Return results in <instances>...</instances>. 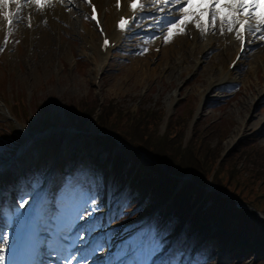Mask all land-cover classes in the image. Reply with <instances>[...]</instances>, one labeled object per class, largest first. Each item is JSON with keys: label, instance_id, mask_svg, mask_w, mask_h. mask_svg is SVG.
<instances>
[{"label": "rangeland", "instance_id": "rangeland-1", "mask_svg": "<svg viewBox=\"0 0 264 264\" xmlns=\"http://www.w3.org/2000/svg\"><path fill=\"white\" fill-rule=\"evenodd\" d=\"M78 1L80 2V0H73V4H68V8H66L73 12L74 27L69 25L70 19L67 20L65 16H62V13L57 20L51 16L42 17L50 22L45 23L38 20L37 23H32L30 21L31 26L29 27L27 26L29 14L27 15L25 10L19 15L24 19H20L19 22L14 21V31L9 36V43L0 52V126L10 129L9 123L17 122L16 127L20 132L31 139L37 132L31 133L30 128H35L39 105L45 104L52 112L62 113L64 106L72 104L71 101L76 103L79 100L90 99L92 102H96V109L91 115L92 120L100 112L101 107L106 106L109 101L119 108L121 107L125 113L129 112L132 116L144 105L155 110L163 109L164 118L158 129V133L163 134L168 116L175 113L174 117L185 114L183 111L185 107L188 108V112H191L193 105L192 118L188 119L183 128L185 120L181 122V119L179 121L174 119L172 122V127L182 128V145L185 146L188 143L192 146L199 145L201 149L208 148L211 153L201 150L208 154L207 157L202 156L206 162L213 165V168L226 169L232 164L239 177L244 179L237 187L242 192L241 200L257 203L260 207L258 209L262 212L264 210V171L262 170L264 167L258 169L260 173L258 175L247 172L255 169L258 165H250L249 160L242 156L244 152L240 151L238 145L244 139L251 137L255 142L251 140V145L247 146L246 149L259 148L264 151V67L261 65L257 69H252L253 66L257 65H251L249 57L255 51L257 53L264 51V47L255 49L251 53L248 49L246 57L240 60L239 65L233 70L229 78L211 92L205 79L207 78L209 63L212 62V57L215 56L216 52L211 53L207 58L205 57L206 59H204V54L196 55L198 61H204L200 65L195 64L193 56L190 60V67H193L188 72L184 70L187 66L186 62H183L182 55H179L180 66L176 68L178 70H175L176 72L172 76H169L165 69L167 64L164 63V52L166 49H171L173 45L164 43L160 39L164 35L163 33L157 32L159 34L148 35L149 30L152 29L148 25L151 19H143L141 23L134 24L126 32L136 33L135 35L132 34L131 38H127L131 41L130 47H126L127 45L125 46L123 43L122 47H118L114 52L109 53L100 71L101 56L98 53L100 33L101 31L111 33L116 18L111 15L110 11L115 1L92 0L99 11L101 29L95 27L86 18L85 13L88 8L84 4H82L81 17L80 19L77 18ZM30 16L32 15L30 14ZM0 31V42H2L1 28ZM186 35L190 39L193 34L187 33ZM218 41L219 39L216 40L217 43ZM156 42L158 43L156 44ZM255 42L256 40L250 42L249 45ZM87 44L93 48H88ZM233 48L235 50V46ZM234 50H230L229 56L224 58L221 64L222 68L231 59ZM205 68H207L206 71H204ZM183 70L186 72L182 74ZM249 70L250 72H248ZM217 72L219 76L221 71ZM217 75L215 78H218ZM255 89H259V93H256ZM23 97L29 114L18 119L11 111L9 112V108L16 100L19 101ZM196 114L203 119L199 125L194 124L193 121ZM252 115L259 118V123L258 121L253 124L251 122V125L248 126ZM53 123L56 124L52 128L53 132L57 129L62 131V128H66L67 131H71L70 135H74L73 125L63 115L62 119L57 122L50 120L49 126ZM193 125H196V130L192 128ZM42 128V125L37 127L40 130ZM46 134L47 132L39 133L36 139L38 136H46ZM34 141L35 138L31 140V143ZM77 143L75 141L64 143L61 150V162L64 165L62 171L64 174L66 173L64 178H68L67 185L72 182L70 179L72 168L73 170L76 169V173L83 171L87 174V181L90 180L91 185L96 180L94 191L88 192V188H86L85 190L82 189L84 192L81 193H86L91 199H95L96 205L101 204L102 214L110 211L113 215L105 226L97 229L107 231L100 236L102 238L101 243L113 244L117 250L124 249L121 246L123 239L132 236L137 240L138 246L145 242L142 248L144 252L141 253L143 256L146 250L154 244H159V246L165 244L164 247H166L179 238L177 237L173 241L167 239V225H162L156 221L155 213L145 216L143 213H145L146 207H138L137 210L128 212L131 205L138 203L134 201L136 193L128 192V187L121 191L110 187L105 172L100 167L93 165L92 157L101 148L94 146L95 148H91V152H87L90 156L76 160L75 163L81 165V168H75L74 165L72 167V163L67 160V157L72 152L74 144ZM121 147L115 150H122ZM4 153L2 148L0 150V162L6 160ZM22 158L25 157L22 156ZM98 158L99 162L106 157L104 153L100 152ZM12 164L6 162V172L7 168L12 169ZM34 167L35 165L30 164L28 170H34ZM225 196L229 197L228 195ZM89 197L85 199H89ZM237 206L242 207L243 205L237 204ZM261 212H256L259 218L262 217ZM187 235L188 233H182L180 235L181 241L190 242L192 238H188ZM193 243L194 240L181 252L180 263L196 264L193 256L204 257L201 253L196 252L201 244L194 245ZM94 248L99 250L96 245ZM203 248L212 250L209 244H205ZM232 252L233 250L230 252L222 250L216 254L209 252L203 262L199 264H233L234 259L229 257ZM241 259H236L235 263L245 264L246 262ZM99 262H102L101 258Z\"/></svg>", "mask_w": 264, "mask_h": 264}, {"label": "trees", "instance_id": "trees-1", "mask_svg": "<svg viewBox=\"0 0 264 264\" xmlns=\"http://www.w3.org/2000/svg\"><path fill=\"white\" fill-rule=\"evenodd\" d=\"M71 103L64 106L63 116L79 131L75 137L79 144L73 157L88 156L87 147L91 145L100 147V152L106 157L100 164L106 169L107 178L119 188L129 186L131 191L137 192L136 201L139 205L143 203L146 214L159 208L156 218L160 224L169 225L170 221L175 232L187 228L198 241L209 240L213 254L222 249L233 250L230 256L234 259L233 264H237L235 260L242 255H245L242 259L245 264H264V210L261 212L253 201L241 200L242 192L237 187L244 179L239 177L232 164L229 168L220 169L206 162L202 155L207 157L208 154L202 151L211 153L208 148L201 149L199 145L188 143L182 145V128L193 115V105L191 112L185 107V114L168 116L165 132L159 134L163 109L155 110L144 105L132 116L109 101L92 120L95 101L84 99ZM9 109L18 119L29 114L24 97L16 100ZM36 117L35 128L42 125V129H46L50 120L57 122L60 115L41 104ZM174 119L185 120L182 128L172 127ZM201 120L200 117L194 124L199 125ZM9 124L10 129L0 126V146L7 143L10 147L11 141L15 149L24 138ZM195 126H192L194 130L197 129ZM91 128L95 133L86 134L92 131ZM65 137L63 132L58 135L51 133L37 141L27 156L44 164L55 156ZM251 140L255 142L250 137L240 142L238 147L250 165H258L247 172L258 175V169L264 167V151L259 148L247 150ZM118 147L122 150H115ZM143 154L146 158L142 157ZM185 175L190 180H181ZM211 185L213 189H209ZM237 204L243 206L238 207ZM256 212H261L262 217L259 218Z\"/></svg>", "mask_w": 264, "mask_h": 264}, {"label": "snow or ice", "instance_id": "snow-or-ice-1", "mask_svg": "<svg viewBox=\"0 0 264 264\" xmlns=\"http://www.w3.org/2000/svg\"><path fill=\"white\" fill-rule=\"evenodd\" d=\"M63 2V0H59ZM85 2L90 3V0H85ZM15 4V12L9 10V5ZM32 4L35 6V11H42L45 7H51L52 0H0V8L4 9L3 18L7 22L8 35H6L2 42H0V52L9 43V36L14 31V19L19 22L21 17L19 13L22 9L28 5ZM179 5L177 11L180 15H173L171 20L168 21L166 25V35L164 37V42H170L175 35H183L189 24L194 25L195 28L199 29L201 35H206L210 30H214L217 25V21L220 23L219 31L223 35L224 25L228 26V32H235L238 39L242 40L241 51L244 50L243 47V33L247 32L250 35H258L259 40H264V11H261L262 5H264V0H148V3L142 2V0H131L129 7L134 11H144L150 6L159 5ZM119 6V0L118 4ZM159 11H163V8H159ZM93 11L95 8L93 6ZM95 19V16L86 17ZM136 17L132 18H122L118 27L122 31H127L132 21ZM29 23L27 26H31L30 20L31 16H28ZM98 22V21H97ZM46 23V21H45ZM109 41L105 39L104 46L107 47ZM147 51V49H144ZM239 60L240 57L238 56ZM233 67L235 62H233ZM26 201L21 200L20 207L25 206ZM96 210L95 199H82L80 204L72 210L71 220L68 223V227H75V221L85 218V215H91V211ZM93 227L81 228L75 232L74 235H69L68 239L73 243L69 245L68 248L63 249L67 253L65 259L68 260L72 257L73 253L71 248L75 243L79 242L83 238V233L92 232ZM5 243L7 241L5 240ZM131 245V251L136 253L135 241L130 240L128 242ZM104 245L98 240L96 242V248H102ZM2 250V249H0ZM160 250L159 244H154L151 248L146 250L142 258H137L129 261L122 262V264H152L151 257L154 256ZM129 249H123V254L127 255ZM5 257L0 255V262L4 261ZM170 264H178L177 261L173 260ZM199 264V262H197Z\"/></svg>", "mask_w": 264, "mask_h": 264}, {"label": "bare ground", "instance_id": "bare-ground-1", "mask_svg": "<svg viewBox=\"0 0 264 264\" xmlns=\"http://www.w3.org/2000/svg\"><path fill=\"white\" fill-rule=\"evenodd\" d=\"M72 1L73 0H67V2H66V0H63V2L61 3V2H59V0H52L53 6L45 7L42 11H35L34 10L35 6L32 4H28L22 9L21 12H23L25 10H26V14H28L30 12V14L34 17V19H33V17L31 18L32 23H37L38 20H42L43 22H45V21L50 22L48 20L43 19L42 17H44V16H51L54 20L55 19L57 20L59 15L62 13V16H65L67 18V20H68V18L70 19L69 25H72V27H74L75 22H74V18H73V12H70L66 9V8H68V4H73ZM121 1H122V5H123V7L121 8V11L117 10L115 2H114L113 8L110 11L111 15H114L116 17L114 25H113L112 30H111V38L116 42V44H117L118 40L121 38L120 36L123 34V32L121 30L117 29V26L115 24L116 21L119 19V17L121 15H125L126 17H129L132 13H134V11H130L129 9H128V12H126V13L123 11V9L125 7V3L128 6L129 2L131 0H121ZM142 2L147 4L148 0H142ZM78 3H77L78 11H77V13L76 12L75 13L77 14V18L80 19L81 11L83 9L82 8L83 5H82L81 1L80 2L78 1ZM12 6L13 7L11 8V10L13 11L16 8V5L12 4ZM178 7H179V5L174 6L172 4L164 6L163 9L169 11L166 16L160 15V13L162 11L157 10L158 16L155 20H158L160 22H159V25L155 28L156 32L162 33L164 31H166V25H167L168 21L171 20L172 16L173 15H180V13L177 11ZM65 12L67 14H64ZM75 13H74V16H75ZM21 19H24V18L21 17ZM25 21H27V20H25ZM27 22H29V21H27ZM1 27H3V9L2 8H0V28ZM219 28L220 27H219V23H218L214 30H210L206 35H201V32L199 29L195 28L194 25L189 24L187 26L185 34L175 35L174 38L170 42H168L169 45H173V46L171 47V49H166L164 52V59H165L164 63L167 64L165 69L168 72L169 76H172L173 73L176 72L175 70H178L176 68H178V66H180L179 55H182L183 62L184 61L186 62L187 66L184 70H186L188 72L191 69V67H193V66L190 67V63H191L190 60H192L191 58H193V56L195 59V64L200 65V63L204 62V61H201V62L198 61L196 55L204 54V59H206L207 56H209L211 53L216 52L215 56L212 57V62L209 63L208 70H207V68L204 69V71L207 70V73H206L207 78L205 79L206 84H207V86L210 87L211 92H212L213 90L216 89L217 86H219L222 82H224L227 78H229V76L231 75V72H228L227 67L229 65L228 63L231 62V59L228 60V63L226 64V66L224 68H222L221 64H222L224 58L226 56H229V51L234 50L233 47L235 46V50L233 51V54L231 57L232 59L234 58V56L238 50L239 39L237 38L235 32H228V30H227L228 26L226 24L224 25L223 35L220 33ZM187 33H192L193 34L192 38L189 39V36L186 35ZM212 34L214 35L213 37H212ZM249 35L250 34H248V36ZM205 38H208V39H205ZM218 39H219V41L217 43L216 40H218ZM124 42H125V46L127 45L126 47H130V44H129L131 42L130 40H125ZM157 43L158 42H156V44ZM261 44H263V45H261ZM262 46L264 47V40L263 41L258 40L255 43V47H251L250 49H251V51H253L255 49H259ZM207 49H209V50H207ZM251 51H249V52L251 53ZM99 52L101 55V57H100L101 62L99 64V69L101 71L102 70L101 66L104 64V60L107 57L108 53L106 54V56H103V53L101 51H99ZM150 52H151V49H150ZM245 54H246V52H245ZM195 56H196V58H195ZM249 57L251 60V65H253V64L257 65L255 67L253 66L252 69L253 68L257 69L261 65H262V67H264V51L259 52V53H257V51H255V52L251 53ZM170 60H172V61H170ZM237 63L239 64L240 61H238ZM237 63L234 66V68H236V66L238 65ZM170 64H172V65H170ZM184 70L181 72L182 74H183V72H186ZM217 71H221L219 76L217 75L218 74ZM248 72H250V70ZM216 75L218 76V78L216 77L217 79L215 78ZM255 91H256V93H259V89H255ZM250 118L251 119H249L250 121L248 123V126L251 125V122H252V124L254 122L256 123L259 119L255 115L254 116L252 115ZM258 123H259V121H258ZM87 148L91 150V147H87ZM5 172L6 171L0 170V174H3ZM184 178H186V179H184ZM181 180L188 181V180H190V177H188V175H185V176L181 177ZM50 184H51V180L46 185L45 192L43 193V196L41 197L40 201H43L45 199L46 194L48 195L47 199L49 201V199H50V196H49L50 186L49 185ZM99 208H100L99 205L96 206L95 211H97ZM67 211L70 212L71 208H68ZM90 211H91V209H90ZM95 211H91L92 213H94V215L93 216L90 215V219L88 220V222H91L93 226H97V225L100 226L102 223V220L99 223H97V221L100 219H103V218L107 220L110 212L107 211L109 213L99 215ZM86 225H87V223H84L82 221V223L80 224V228H83ZM101 233H102V231L99 230L98 232L92 234V237L90 238V240L93 238L98 240ZM230 251L231 250H228V252H230ZM86 252L88 253V256L92 255V260L94 261V264H97L96 259L100 253L96 252V251L94 252L93 249H91V247L88 249L86 248L83 255L81 256V258L86 256ZM233 252H232V254H233ZM105 253H107V252H105ZM244 257H245V255H242L238 259L240 260L241 258L243 259ZM80 261L81 260H78L77 263H79ZM89 262L90 261H88L87 263H89Z\"/></svg>", "mask_w": 264, "mask_h": 264}]
</instances>
